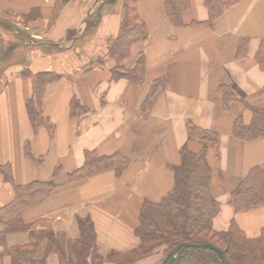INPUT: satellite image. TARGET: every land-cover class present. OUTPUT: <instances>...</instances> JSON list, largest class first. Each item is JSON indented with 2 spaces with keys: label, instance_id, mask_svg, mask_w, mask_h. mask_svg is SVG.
I'll list each match as a JSON object with an SVG mask.
<instances>
[{
  "label": "crops",
  "instance_id": "0c3cea01",
  "mask_svg": "<svg viewBox=\"0 0 264 264\" xmlns=\"http://www.w3.org/2000/svg\"><path fill=\"white\" fill-rule=\"evenodd\" d=\"M120 2L0 0V165L12 175L10 183L0 174V208L13 200V185L53 182V192L22 213L33 229L54 232L66 246L80 238L79 221L89 219V264H160L163 248L147 250L136 236L140 210L145 200L159 202L172 190L171 167L186 148L205 152L210 194L220 206L213 229L226 231L233 221L246 237L258 236L264 207L236 212L228 201L250 171L264 172V138L232 135L236 118L248 123L250 109H264V71L255 61L264 47V0H237L212 26L191 25L207 21L208 13L203 0H189L179 27L164 0H138L148 35L130 46L122 65L132 70L143 54L142 82L111 79ZM88 20L97 23L88 28ZM240 39L249 41L243 57ZM46 73L56 77L44 87L43 121L34 128L27 104ZM156 83L162 89L145 106ZM222 86L237 99L228 110ZM204 133L216 135L214 146L202 141ZM25 146L39 162L26 156ZM87 151L120 155L126 165L119 175L109 169L69 181ZM27 238L11 235L7 242L23 245ZM0 264L10 258L0 257ZM47 264L61 263L51 254Z\"/></svg>",
  "mask_w": 264,
  "mask_h": 264
},
{
  "label": "trees",
  "instance_id": "16d2710c",
  "mask_svg": "<svg viewBox=\"0 0 264 264\" xmlns=\"http://www.w3.org/2000/svg\"><path fill=\"white\" fill-rule=\"evenodd\" d=\"M138 0H121L122 24L121 32L111 43L109 57L114 59L116 66L111 70V79H128L140 81L145 67L143 54H140L135 67L125 70L122 65L128 50L133 43L144 41L147 31L139 19L136 3ZM237 0H203L208 13L205 22H193L192 26H212L226 9L232 7ZM166 15L171 23L181 26V14L189 8V0H164ZM98 14V15H97ZM99 13H96V19ZM97 20L87 22L88 28ZM247 39H240L237 55L243 57L248 46ZM255 61L261 71H264V47L255 54ZM56 74L46 73L34 90V98L27 104L28 116L35 128L42 123L41 98L46 84L54 80ZM162 84L156 83L148 97L146 105L152 101ZM225 110L237 99L226 86L220 87ZM251 118L244 123L241 117L236 118L232 135L241 141L251 142L264 138V109H250ZM190 136H195L193 127L189 128ZM202 141L215 145L217 137L214 134H202ZM26 156L35 163L24 148ZM126 165V160L120 155L99 157L87 151L83 166L69 176L74 182L109 169L117 175ZM174 176V187L159 202L145 200L139 215V226L136 236L143 246L164 245L165 260L163 264H224L221 256L215 250L207 247H186L178 250L182 243L208 242L221 249L230 264H264V229L258 236L248 238L231 221L226 231L213 229V219L219 212L218 202L210 194V168L205 159L204 150L192 153L186 148L180 151V164L171 167ZM0 174L5 182L12 183L11 169L8 165H0ZM13 200L0 208V257L8 256L10 264H47L49 255L56 254L61 264H89L87 257L93 252V228L89 219L80 220V238L73 243L64 245V241L54 232L32 228L22 218L25 209L38 203L50 195L55 189L53 182H34L24 186L13 185ZM236 212H246L264 207V172L253 170L242 180L231 193L228 201ZM27 234V243L23 245H8L7 238L11 235ZM92 250V251H91ZM175 252V253H174Z\"/></svg>",
  "mask_w": 264,
  "mask_h": 264
},
{
  "label": "water",
  "instance_id": "95a60500",
  "mask_svg": "<svg viewBox=\"0 0 264 264\" xmlns=\"http://www.w3.org/2000/svg\"><path fill=\"white\" fill-rule=\"evenodd\" d=\"M186 247H207V248H210V249L215 250L216 252L219 253V255L221 256L224 264H230L228 262L227 258H226L225 253L221 249H219L216 246L212 245L211 243H208V242H201V243H196V244L182 243V244H180L178 246V250H181V249L186 248ZM174 263H175V257L172 260V264H174Z\"/></svg>",
  "mask_w": 264,
  "mask_h": 264
},
{
  "label": "rangeland",
  "instance_id": "374dc122",
  "mask_svg": "<svg viewBox=\"0 0 264 264\" xmlns=\"http://www.w3.org/2000/svg\"><path fill=\"white\" fill-rule=\"evenodd\" d=\"M163 248L162 250L164 251V257H163V259H162V262L160 263V264H163L164 263V260H165V246L164 245H153L151 248H150V246H146L145 248L147 249V250H151V249H154V248Z\"/></svg>",
  "mask_w": 264,
  "mask_h": 264
}]
</instances>
